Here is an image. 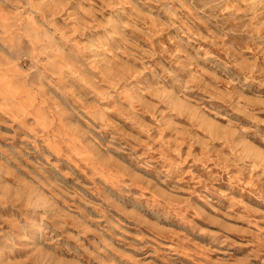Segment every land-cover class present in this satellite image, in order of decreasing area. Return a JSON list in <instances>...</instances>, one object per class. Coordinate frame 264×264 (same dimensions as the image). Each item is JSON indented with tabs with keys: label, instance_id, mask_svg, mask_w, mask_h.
<instances>
[{
	"label": "rangeland",
	"instance_id": "rangeland-1",
	"mask_svg": "<svg viewBox=\"0 0 264 264\" xmlns=\"http://www.w3.org/2000/svg\"><path fill=\"white\" fill-rule=\"evenodd\" d=\"M0 264H264V0H0Z\"/></svg>",
	"mask_w": 264,
	"mask_h": 264
}]
</instances>
